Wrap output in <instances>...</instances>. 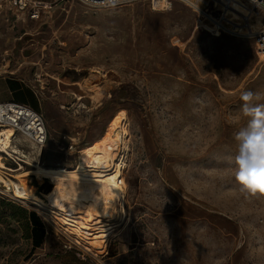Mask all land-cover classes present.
<instances>
[{
    "label": "rangeland",
    "instance_id": "374dc122",
    "mask_svg": "<svg viewBox=\"0 0 264 264\" xmlns=\"http://www.w3.org/2000/svg\"><path fill=\"white\" fill-rule=\"evenodd\" d=\"M8 16H0V64L28 89L16 101L43 118L42 163L74 164L117 114L126 116L127 148L121 224L106 249L88 253L0 190V264H264V189L246 190L232 162L247 125L242 92L264 103V57L251 39L196 27L179 1L162 10L65 0L23 28ZM251 16L258 30L262 12ZM25 187L60 190L43 176Z\"/></svg>",
    "mask_w": 264,
    "mask_h": 264
},
{
    "label": "bare ground",
    "instance_id": "6f19581e",
    "mask_svg": "<svg viewBox=\"0 0 264 264\" xmlns=\"http://www.w3.org/2000/svg\"><path fill=\"white\" fill-rule=\"evenodd\" d=\"M125 121L124 114L112 117L102 135L81 147L76 162L69 166L43 164L40 158L43 146L28 140L24 143L21 139L18 145L15 129L4 124L0 127V190L11 192L14 199L42 214L50 227L96 256L107 248L110 237L121 224L127 148ZM7 158L24 160L32 167L23 169L18 163V168L13 169L5 162ZM37 176L56 182L60 187L58 193L41 196L27 190L25 185L37 180Z\"/></svg>",
    "mask_w": 264,
    "mask_h": 264
},
{
    "label": "built area",
    "instance_id": "2783aa9c",
    "mask_svg": "<svg viewBox=\"0 0 264 264\" xmlns=\"http://www.w3.org/2000/svg\"><path fill=\"white\" fill-rule=\"evenodd\" d=\"M65 0H55L47 3L42 0H0V14L12 15L14 20L38 21L46 9L52 8L57 3ZM78 1L91 8H108L103 6L104 0H66ZM175 1L188 6L194 13L196 27L208 31L210 34H227L237 38L251 39L254 42L255 52L264 57V27L253 30L251 27L254 9L263 14L264 22V0H120L117 5L131 2H147L152 9L160 8L166 10L171 8ZM42 4H47L44 6ZM157 5V6H155ZM233 5H238L244 12ZM52 13L49 14V18ZM236 14L237 18H232ZM207 26L215 28L217 34L213 33ZM4 124L11 125L17 134H21L36 146H43L47 139V130L41 114L28 104L9 100L0 101V127ZM102 262V261H101Z\"/></svg>",
    "mask_w": 264,
    "mask_h": 264
},
{
    "label": "clouds",
    "instance_id": "9594fccd",
    "mask_svg": "<svg viewBox=\"0 0 264 264\" xmlns=\"http://www.w3.org/2000/svg\"><path fill=\"white\" fill-rule=\"evenodd\" d=\"M119 3L120 0H104L103 6L116 8ZM241 100L247 125L236 133L237 148L232 162L237 177L242 174L247 178L244 188L255 192L264 189V103L258 102L260 95L252 90L243 91Z\"/></svg>",
    "mask_w": 264,
    "mask_h": 264
},
{
    "label": "crops",
    "instance_id": "0c3cea01",
    "mask_svg": "<svg viewBox=\"0 0 264 264\" xmlns=\"http://www.w3.org/2000/svg\"><path fill=\"white\" fill-rule=\"evenodd\" d=\"M0 16L5 18V21L8 23L10 20L9 16L6 14H0ZM13 19V17H12ZM12 26L13 25H22V28L24 27L25 22L19 21L18 20H11ZM5 65L2 63L0 64V101H9V100H17L16 99V94L18 91L26 89V85L17 78H13L9 75H7L4 71ZM33 93L32 90H29ZM34 94V93H33ZM23 103V102H22ZM26 104V103H25Z\"/></svg>",
    "mask_w": 264,
    "mask_h": 264
}]
</instances>
